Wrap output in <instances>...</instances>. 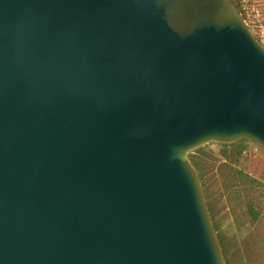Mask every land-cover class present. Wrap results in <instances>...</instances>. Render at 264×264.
I'll return each mask as SVG.
<instances>
[{
  "label": "water",
  "instance_id": "obj_1",
  "mask_svg": "<svg viewBox=\"0 0 264 264\" xmlns=\"http://www.w3.org/2000/svg\"><path fill=\"white\" fill-rule=\"evenodd\" d=\"M264 147V46L232 0H0V264H226L189 153Z\"/></svg>",
  "mask_w": 264,
  "mask_h": 264
},
{
  "label": "rangeland",
  "instance_id": "obj_2",
  "mask_svg": "<svg viewBox=\"0 0 264 264\" xmlns=\"http://www.w3.org/2000/svg\"><path fill=\"white\" fill-rule=\"evenodd\" d=\"M237 9L264 46V0H240ZM240 141L207 143L192 158L203 174L206 204L230 263L264 264V147ZM249 206L261 207L259 220Z\"/></svg>",
  "mask_w": 264,
  "mask_h": 264
},
{
  "label": "trees",
  "instance_id": "obj_3",
  "mask_svg": "<svg viewBox=\"0 0 264 264\" xmlns=\"http://www.w3.org/2000/svg\"><path fill=\"white\" fill-rule=\"evenodd\" d=\"M243 140H246V139H241V141H243ZM188 156L190 158L191 163L195 167V169H196V171L198 173L199 179L201 181L203 179V174L199 171V164H198L197 160L192 158V153H189ZM248 210H249L250 214H252L254 220H259L260 219L261 207L254 208V207L249 206ZM209 211H210V209H209ZM214 228L216 230L215 224H214ZM218 240H219V243H220V246H221V249H222V253H223V256H224V260H225L226 264H231L230 260H229V256L227 255L228 254L227 253V246L223 243L222 240H220L219 237H218Z\"/></svg>",
  "mask_w": 264,
  "mask_h": 264
},
{
  "label": "flooded vegetation",
  "instance_id": "obj_4",
  "mask_svg": "<svg viewBox=\"0 0 264 264\" xmlns=\"http://www.w3.org/2000/svg\"><path fill=\"white\" fill-rule=\"evenodd\" d=\"M232 1L235 3L236 7L238 6V3L240 2V0H232Z\"/></svg>",
  "mask_w": 264,
  "mask_h": 264
}]
</instances>
